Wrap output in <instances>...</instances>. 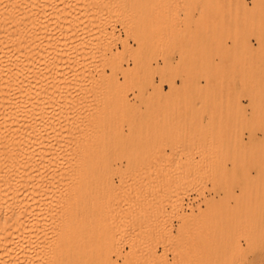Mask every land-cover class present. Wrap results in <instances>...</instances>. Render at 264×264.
Returning <instances> with one entry per match:
<instances>
[{
    "label": "bare ground",
    "instance_id": "obj_1",
    "mask_svg": "<svg viewBox=\"0 0 264 264\" xmlns=\"http://www.w3.org/2000/svg\"><path fill=\"white\" fill-rule=\"evenodd\" d=\"M128 2L0 0V264H117L114 257L142 264L146 256L154 258L153 264H176V259L177 264H205L211 252L207 231L214 223L198 202L195 207L185 201L184 183L175 186L170 211L165 201L145 204L146 192L164 183L156 163L146 165L137 157L130 171V163L115 167L111 161L118 141L143 132L129 122L127 134L121 119L155 116L160 104L124 96L119 109L108 103L109 86L89 93L92 72L103 75L108 66L117 68L107 61V52L117 44L113 14ZM158 88L153 85L161 94ZM262 92L254 89L245 96L253 101ZM160 102L157 108H166L168 103ZM100 104L107 106L105 111ZM250 118L245 113L240 123ZM110 128L115 137L100 135ZM257 139V132H250L243 141ZM257 158L264 161V154ZM124 167L127 174H120L119 181L131 185L120 194L113 173ZM200 175L192 174L189 182L200 183ZM258 179L264 187V175ZM216 193L207 187L201 200L209 207ZM187 209L198 210L200 220L187 222L193 217ZM250 215L246 212L248 225ZM173 217L186 219L188 224L180 226L185 235L176 230L185 240L174 236ZM232 243L238 245L237 237ZM157 244L163 245L161 255ZM131 255L136 260L128 259Z\"/></svg>",
    "mask_w": 264,
    "mask_h": 264
},
{
    "label": "rangeland",
    "instance_id": "obj_2",
    "mask_svg": "<svg viewBox=\"0 0 264 264\" xmlns=\"http://www.w3.org/2000/svg\"><path fill=\"white\" fill-rule=\"evenodd\" d=\"M125 7L113 14L117 44L107 52V61L117 68L108 66L103 75L90 70L93 90L89 93L96 95L109 86L108 103L119 109L124 96L137 103L147 98L155 106L158 102L161 106L160 101L168 104L167 109L157 106L155 116L122 118L124 132L130 133L129 122L143 132L118 141L111 161L115 167L121 161L125 166L130 163V171L137 157L144 158L146 165L156 163L164 183L146 192L145 204L165 201L170 211L175 206V186L184 183L180 187L185 201L195 202V207L200 204L214 223L207 231L206 247L211 252L205 264H264V187L258 179L264 175V161L257 158L264 154V0H129ZM121 18L129 31L122 27ZM153 85L160 87L161 94ZM254 89L263 92L250 101L245 95ZM245 113L251 118L241 124ZM113 131L104 129L100 135L112 138ZM250 132H257L258 139L245 144ZM124 168L113 173L120 194L131 185L119 181L120 174H127ZM194 173L204 175L200 183L189 182ZM207 187L217 190L209 207L201 200ZM186 212L193 216L189 220L201 216L198 210ZM246 212L251 214L249 225ZM175 218L173 234L182 238L177 234H184L180 228L186 219ZM240 221L243 224L234 225ZM162 248L157 247L160 255ZM166 254L173 263V253ZM114 259L128 264L125 258ZM153 261L146 256L142 264Z\"/></svg>",
    "mask_w": 264,
    "mask_h": 264
}]
</instances>
